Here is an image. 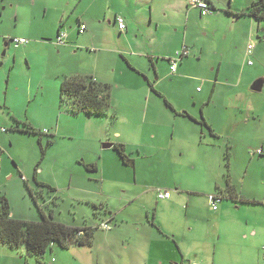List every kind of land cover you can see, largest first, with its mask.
Wrapping results in <instances>:
<instances>
[{"label":"rangeland","instance_id":"rangeland-1","mask_svg":"<svg viewBox=\"0 0 264 264\" xmlns=\"http://www.w3.org/2000/svg\"><path fill=\"white\" fill-rule=\"evenodd\" d=\"M50 1L0 0V33L7 34V38L26 37L33 47L26 60L23 45L13 44L2 55L5 47L3 41L0 42V197L7 199L11 215L28 221L41 219L36 203L23 181L26 179L32 191H36L33 181L36 174L39 182L57 190L58 197L54 207L39 200L44 213L47 214V210L53 208L54 220L65 225L96 226L102 220L109 221V217L96 219L99 215L94 214V204L111 210L116 217V223L129 218H142L146 221L147 213L151 218L154 210L157 215L159 207L165 215H169L165 217L169 226L166 230L177 234L178 237L186 236L192 243L198 242V238L202 243L203 237L213 235L219 224L220 230L221 227H227L228 217H224L221 222L214 220L209 214V209H212L211 204H208L210 201L206 203L202 196L186 195L196 204L194 210L198 212L191 215L192 212L189 211L186 216L187 202L183 208L178 206L172 211L157 198L155 190L164 182V173L169 171L175 174V182L182 185L185 191L212 192L211 195L214 196V188L210 185L208 177L213 171L226 168L224 153L221 159L216 155V149L211 146L183 148L181 144L186 136L199 133L200 126L205 128L202 124L196 125L192 116L201 120V115L204 114L216 132L222 135L224 123L232 116L233 108L241 105L247 107L245 99L240 102L239 97L230 95L229 83H225L224 79L226 74L243 68L247 63L246 57L244 59L247 55L246 43L240 27L231 30L226 19L222 18L218 25L207 29V34L198 29L194 32L190 30L188 38L196 40L204 46V50L200 52V47L197 56L191 53L184 57L183 63L189 59L193 62L186 63L180 75L171 74L167 62L161 63L162 72L159 75L153 70L147 72L148 75L134 73L136 79L129 81L134 84L130 90L123 85L112 87L113 106L108 117L88 119L84 113H68L66 105L60 100V84L71 72V67H101L112 59L102 56L96 58L88 54L90 50L85 45H82V48L76 45L85 44L81 41L84 36L78 32V16L75 15L74 19L73 11L70 17L61 7L56 11L53 8L55 5L46 4ZM60 1L65 3L67 0ZM81 6L82 3L80 8ZM62 14H65L64 18ZM259 23L264 29V22ZM61 27L69 33L70 39L67 42L65 38L64 44L57 45L54 36ZM39 36L43 37L39 40L33 39ZM261 37H264V33ZM47 39H50L48 46L37 42H47ZM257 43L261 48V59L254 60V68L257 71L254 78L264 79V40ZM13 57L16 58L17 64L14 63ZM199 57L200 59H193ZM218 63L222 66L221 74L216 79V69L214 70L213 65L216 64V68ZM164 65H167V68ZM118 81L123 82L122 79ZM151 85L161 97L150 89ZM197 91L202 92L198 94ZM249 96L264 101V88L262 92H251ZM201 99L208 100L203 109ZM164 100L171 105L175 113L166 107ZM185 114L191 118H186ZM112 116L117 119L112 121ZM11 117L28 121L36 129L54 136V145L46 147L48 137H42L40 143L35 135L14 132ZM241 118L239 116V119ZM174 122L177 126H174ZM180 124L184 125V129L180 128ZM256 130V124H249L248 127H239L236 134L238 140L230 160V171L232 168L233 181L238 187H241L247 166V161L242 155V147L245 144L243 141L252 139ZM205 133L203 144L212 140L209 139L207 130ZM153 135L155 139H152ZM214 141L213 145L224 143V137ZM121 142L125 144L128 157L136 160V167L124 166L112 148H103L104 144ZM42 148H47L43 160ZM145 148L151 149L150 157L145 158ZM252 156L250 168L254 171H264V166L260 165L264 157L256 154ZM90 162L97 165L98 173H89L84 169L82 164ZM158 162H162L163 166ZM249 179L247 176L245 185ZM220 235L221 239L216 241L215 245H208L200 250L199 264H210L214 256V264L231 263V254L253 245L252 239L240 241L231 238V242L227 243L224 234ZM223 241L224 244H221ZM1 247L0 245V250ZM23 249L6 250L10 251L13 260L4 257L5 255H1L3 252H0V264H54L51 261L58 259V253L59 259L68 264H76L71 250L62 251L56 245L53 246V253L46 254L44 259L39 261L27 256ZM203 253L206 254L201 258Z\"/></svg>","mask_w":264,"mask_h":264},{"label":"crops","instance_id":"crops-1","mask_svg":"<svg viewBox=\"0 0 264 264\" xmlns=\"http://www.w3.org/2000/svg\"><path fill=\"white\" fill-rule=\"evenodd\" d=\"M59 1L60 0H51L46 4L50 6L55 5L53 8H55L56 11L61 7L62 10H65V13H69L70 17H72L71 13L73 14V11H75L74 19L75 15H77V23L85 26V31L81 34L79 33L84 36L81 41L85 42V44L80 43V45L78 43L76 45L81 48L82 45H85L88 47L87 49L90 50L88 54L94 55L96 58L102 56L106 59H112L110 63L101 67H97L96 65L90 68L71 67V72L68 76H91L96 81L109 84L111 89L114 86L119 87V85H123L130 90L134 87V84L129 81L136 79L134 77L135 74L140 72V74L145 73L148 75L147 72L153 70L154 73L159 75L162 72L161 63L164 62L168 63V70L170 72L169 61L174 58L178 61L175 71L176 75L182 73L184 70L183 66L193 61L189 59L183 63L182 61L185 56L181 59L179 56L184 54V52L187 53L186 57L191 53L197 56L200 47H202L200 52L204 50V46L200 45L196 40L188 38L189 31L192 30L194 32V30L198 29L200 32L207 34V29L215 24L218 25L222 18L226 19V23L231 30H235L237 26L240 27L246 43V50L249 45L253 47L251 54H248L246 51L247 55L244 56V59L246 57L247 63H245L244 67L241 69L239 68V70L231 71L229 74H226L224 78L225 83H229L230 95L239 97L240 102L242 99H245L247 107L244 108L241 105L233 108L231 111L232 116L224 123V134L222 135L216 132L213 125L208 122L204 114L201 115V120H196L194 116H192V121L196 125L202 124L203 121L210 130L213 131V135L206 127L203 128L200 126L199 130L201 133L196 132L188 137L186 136L181 144L183 148L199 145H205L206 147L211 146L216 149L215 153L217 156L219 155L221 159L223 153L225 154L227 151V148H230L228 151L230 154L228 169L225 168L222 169V171H213L208 177L210 185L214 188V196H221V201L217 205V210L213 211L209 209V214L214 220L220 222L227 216L229 219L228 226L225 228L221 227L222 229L220 230L219 228L221 225L219 224L217 230L214 229L213 235L208 232L210 235L203 237L202 243L198 237V242L192 243L186 236L178 237L177 234L166 230L169 226L165 217L169 215H165L159 207L157 215H155V210L151 218L149 217V213H147L146 221L142 220V218H129L116 223V217L113 216L114 218H112V221L102 220L99 225H96L98 230L95 233L93 245L91 247H72L66 250L72 251V256L76 264H199L198 261L201 255L200 250L206 248L208 245H215V242L221 239V233L224 234L225 241L228 240L227 243L231 242V238L235 240L239 239L240 241L248 239L253 240L251 248H247L246 250L241 248L240 252L236 251L234 254H231V263L226 264H264V205H238L231 200H227L219 192L226 186L225 174L226 171L229 170L230 181L232 185L239 190L240 194L247 199H254L264 203V171L258 169L254 171L250 168L253 162L252 155L254 151L259 149L264 150V101H258V99H253L249 96L251 92L260 93L251 90L252 84L259 80L264 81V79L261 78H254V75L257 74L254 68V60L255 58L261 59L259 56L261 48L257 41L261 42V40H263L261 35L264 33V29L261 28L259 22L256 23L255 20L249 16L233 18L225 13V11H230L234 14L240 13L258 0H206L213 10V13L205 17L200 15L198 9L190 6L188 0H67L65 3L62 1L59 3ZM57 2L58 4H56ZM81 3L82 6L80 8ZM32 8H34L33 4ZM80 9L82 10L80 11ZM79 11L80 15H78ZM62 15L64 18L65 14ZM117 18L124 20L125 29L123 31H119L118 29L116 22ZM60 32H65L67 34L66 41L68 42L70 39L69 33L62 30V27L55 32L54 37L57 38ZM6 35L7 34L3 32L0 33V42L3 41L5 47V51H3L4 54L13 45L10 41L12 38H7ZM39 37L33 39L39 40L43 36ZM20 38L26 39V37L22 36H20ZM47 40V42L43 40L37 42L40 45L45 44L48 46L50 45L48 43L50 39ZM22 47H24L23 51L26 55V60H28L27 54L33 47H31L30 43ZM193 59H200V57ZM13 60L14 63L17 64L15 57H13ZM215 65L216 64L213 65L214 70L216 69L215 77L218 79L221 74L222 64L218 63L216 68ZM164 66L167 68V65ZM180 66L181 68H179ZM118 79H122L123 82H119ZM263 88L264 82L261 92ZM150 89L158 97H161V95L154 90L152 85ZM213 91H211V94ZM197 92L200 94L202 91ZM195 99H197V97ZM200 101L201 109H203L208 103V100L201 99ZM111 106H113L112 100ZM186 115L191 118L188 114H185L186 118ZM239 116L242 118L239 119ZM86 117L88 119L95 118ZM110 119L114 121L113 118ZM116 119L115 117V120ZM173 124L177 126L176 122ZM249 124H256L257 130L252 135V139L243 141L245 144L242 147V155L247 161V166L246 172L243 174L241 187H238L233 181L232 168L230 171V160H232V154L234 155L235 151L234 145L236 140H238V136L236 135L238 128L241 126L248 127ZM179 126L181 129H184V125H182L183 127L181 124ZM206 130L210 135L209 139L212 140L206 141V143L203 144V139H206ZM197 135H199V137H197ZM222 137H224V143H216L217 145L212 144L215 143L214 139H220ZM152 139H155L154 135ZM115 144L125 146L123 142L114 143L113 145ZM149 148H145V153L147 154L145 158L151 156L150 151L152 148ZM199 149L200 147H198V150ZM259 157H264V155ZM158 163L161 164V167L163 166L162 162ZM88 164H93V162ZM133 164V166L136 167V160ZM260 165L264 166V161H261ZM247 176H249L250 179L247 180V184L245 185ZM176 178L174 173L172 174L166 171L162 178L164 182L156 187V196L160 190L169 191L170 198L161 200L162 204H167L170 210L174 211L178 206L183 208L184 203L187 202L188 206H186L185 215L188 216L189 211L192 212L191 215H195L194 212L198 214V212L194 210L196 209V204L192 203L189 197L202 196L203 200L208 203L209 197L212 196L211 194L213 193H204L198 190L185 191L182 185L175 182ZM186 195L189 197L187 198ZM185 197L187 199H185ZM208 204L210 205V203ZM102 218L104 217L98 219L101 220ZM16 219L25 220V218ZM103 224L110 225L111 228L109 230L101 229L100 226ZM99 231H103L104 233H98ZM221 244H224V241ZM0 245L2 246L0 252H3L1 255H5L4 257L13 260L10 251H6L9 248L3 246L1 243ZM50 253H53V247ZM205 254L206 253H203L201 258H204ZM59 255L58 253V259L56 261L52 259L51 262L54 264H68L66 261L59 259ZM44 257L36 259L39 261L44 259ZM214 259L215 256L210 264H214Z\"/></svg>","mask_w":264,"mask_h":264},{"label":"trees","instance_id":"trees-1","mask_svg":"<svg viewBox=\"0 0 264 264\" xmlns=\"http://www.w3.org/2000/svg\"><path fill=\"white\" fill-rule=\"evenodd\" d=\"M225 13L233 18L249 16L257 22H264V0H258L240 13L234 14L230 11H225ZM186 55L187 53L184 52V54L179 57L181 59ZM171 60L173 59H170L169 62H171ZM59 94L61 102L66 105L67 111L72 115L84 113L88 117L102 118L108 116L112 108L111 86L96 81L91 76L72 75L64 77L60 84ZM164 103L167 108L174 112L171 105L166 100H164ZM112 118L115 119L114 116H112ZM11 120L13 122L12 130L14 132L35 135L38 137L39 142H41L42 137H48L46 147L48 148L53 145L54 136L36 129L28 121H20L14 117H11ZM202 126H205L213 135V131H211L203 121ZM46 149H41V160L45 157ZM229 150L230 148H227L224 154L226 169L229 167ZM113 151L117 153L124 166L134 167V161L126 154V147L124 145H113ZM82 165L89 173H97L98 171L95 164ZM36 177V174H34L33 181L36 185V191L34 192L28 186L27 180L23 179V181L28 187L30 196L36 203L41 219L26 221L14 218L11 215L7 199L4 196L0 197V243L11 250L24 248L26 255L33 258H43L47 253L52 251L54 245L65 251L72 247H91L98 227L87 225L75 227L59 223L54 220L53 208H49L47 214L44 213L42 204L39 203V200L54 207L55 200L58 197L57 190L48 184L39 182ZM225 177L226 186L219 192L227 200H231L238 205H264L263 202L247 199L240 194L239 190H237L230 181L229 171H226ZM45 192L47 194H45ZM92 207L96 210L94 214L99 215L96 219L100 217H109L110 221L113 220L112 218L114 217L112 212L105 206L93 205Z\"/></svg>","mask_w":264,"mask_h":264},{"label":"built area","instance_id":"built-area-1","mask_svg":"<svg viewBox=\"0 0 264 264\" xmlns=\"http://www.w3.org/2000/svg\"><path fill=\"white\" fill-rule=\"evenodd\" d=\"M188 3H189L190 6L198 9L200 11V15L202 17L211 15L213 13V10L211 9L209 3L206 0H188ZM116 22H117V26H118L119 31H123L125 29L124 20L121 19V18H117ZM84 31H85V26L84 25H80V28H79L78 32L81 34ZM66 37H67V34L65 32H60L58 34L57 38H56V41H55L56 44L57 45L64 44V40H65ZM262 39L264 40V37H262ZM10 41L16 46H18V45H26L28 43V40L24 39V38H12ZM252 48L253 47L251 45H249L247 47V53L248 54H251ZM176 68H177V60L173 59L170 62V72H171V74L175 73ZM253 154L262 156V155H264V150L263 149L256 150V151H254ZM158 192L159 193L157 195V198L159 200H165V199H169L170 198V192L169 191H166V190L161 191L160 190ZM209 201H210L212 210L216 211L217 210V205L221 201V196H219V195L210 196L209 197ZM100 228L101 229H105V230H109L111 228V226L107 225V224H103V225L100 226ZM263 259H264V257H263Z\"/></svg>","mask_w":264,"mask_h":264},{"label":"water","instance_id":"water-1","mask_svg":"<svg viewBox=\"0 0 264 264\" xmlns=\"http://www.w3.org/2000/svg\"><path fill=\"white\" fill-rule=\"evenodd\" d=\"M2 55H4V52H2ZM263 80L256 81L252 84L251 90L254 92H261L262 86H263ZM113 144L107 143L103 145L104 149H110L112 148Z\"/></svg>","mask_w":264,"mask_h":264}]
</instances>
